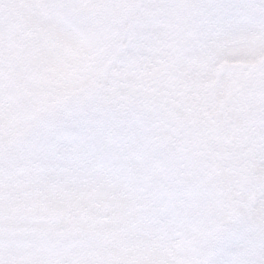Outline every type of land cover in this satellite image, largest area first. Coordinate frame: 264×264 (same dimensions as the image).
I'll list each match as a JSON object with an SVG mask.
<instances>
[{
    "label": "snow or ice",
    "instance_id": "snow-or-ice-1",
    "mask_svg": "<svg viewBox=\"0 0 264 264\" xmlns=\"http://www.w3.org/2000/svg\"><path fill=\"white\" fill-rule=\"evenodd\" d=\"M0 264H264V0H0Z\"/></svg>",
    "mask_w": 264,
    "mask_h": 264
}]
</instances>
